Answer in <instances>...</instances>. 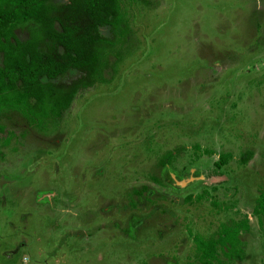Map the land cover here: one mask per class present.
Instances as JSON below:
<instances>
[{
  "label": "rangeland",
  "instance_id": "1",
  "mask_svg": "<svg viewBox=\"0 0 264 264\" xmlns=\"http://www.w3.org/2000/svg\"><path fill=\"white\" fill-rule=\"evenodd\" d=\"M122 1L104 82L45 128L1 110L0 264H199L243 219L213 264H264V0Z\"/></svg>",
  "mask_w": 264,
  "mask_h": 264
},
{
  "label": "trees",
  "instance_id": "2",
  "mask_svg": "<svg viewBox=\"0 0 264 264\" xmlns=\"http://www.w3.org/2000/svg\"><path fill=\"white\" fill-rule=\"evenodd\" d=\"M122 3L0 0V118L3 106L11 105L29 126L45 128L60 121L78 96L104 82V71L113 64L110 57H115L114 63L121 57L131 32ZM102 27H108L109 35L101 32ZM4 129L0 125V138ZM248 158L245 152L241 161ZM219 159L216 163L226 162L224 154ZM253 213L264 221V190ZM247 228L244 219L221 223L216 235L193 238L197 262L213 264L219 249L227 256H238L239 235Z\"/></svg>",
  "mask_w": 264,
  "mask_h": 264
}]
</instances>
